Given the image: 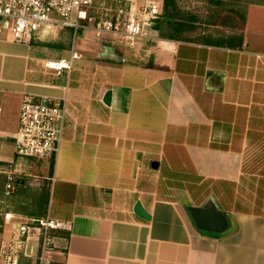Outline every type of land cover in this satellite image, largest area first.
<instances>
[{
    "label": "crops",
    "instance_id": "obj_1",
    "mask_svg": "<svg viewBox=\"0 0 264 264\" xmlns=\"http://www.w3.org/2000/svg\"><path fill=\"white\" fill-rule=\"evenodd\" d=\"M224 1L244 20L226 14L186 32L189 23L164 18L154 35L120 47V59L88 44L89 69L73 66L68 78L39 66L30 44L0 38V201L37 217L47 188L41 217L70 225L52 233L50 264H264V0ZM181 2L193 12L206 3ZM26 97H67L78 109L54 160L15 157ZM8 172L20 183L3 199ZM208 196L236 224L221 239L199 234L184 210ZM136 202L149 221L133 213ZM9 229L0 216V244ZM35 252L22 248L24 264Z\"/></svg>",
    "mask_w": 264,
    "mask_h": 264
},
{
    "label": "built area",
    "instance_id": "obj_2",
    "mask_svg": "<svg viewBox=\"0 0 264 264\" xmlns=\"http://www.w3.org/2000/svg\"><path fill=\"white\" fill-rule=\"evenodd\" d=\"M0 0V35L16 43L29 44L36 40L47 26H59L74 31L69 59L46 62L45 70L67 78L83 53L76 48L75 34L90 30L95 37L103 34L121 36L127 40L143 38L144 27H153L162 20L161 0ZM74 15V21L70 20ZM85 22V24H82ZM109 46L107 44H100ZM129 47H132L130 45ZM77 107L67 98L32 101L26 97L18 114V128L14 136V154L18 160L50 159L58 153L65 129L77 123ZM19 185L13 172L5 173L2 197L8 199ZM1 224L10 227L9 239L0 244V262L24 264L29 259L21 254L22 248L32 244L35 264H50L49 255L54 251L53 232L68 231L69 223L49 216L27 217L21 211L3 206L0 201Z\"/></svg>",
    "mask_w": 264,
    "mask_h": 264
},
{
    "label": "water",
    "instance_id": "obj_3",
    "mask_svg": "<svg viewBox=\"0 0 264 264\" xmlns=\"http://www.w3.org/2000/svg\"><path fill=\"white\" fill-rule=\"evenodd\" d=\"M161 25L159 23L153 25L152 30L160 31ZM88 42V41H86ZM90 49L87 50L91 54L106 59H120L122 52L120 47L98 45L96 43H89ZM78 49V45L76 44ZM111 91H106L102 97V102L105 106L110 105ZM152 168L156 169V163H152ZM185 212L194 227V229L204 237H214L221 239L226 235L232 233L236 224L231 215L224 213L213 196H208L199 206H185ZM133 213L144 221H149L150 216L143 209L140 202H136L133 207ZM28 244L27 248L32 247Z\"/></svg>",
    "mask_w": 264,
    "mask_h": 264
},
{
    "label": "trees",
    "instance_id": "obj_4",
    "mask_svg": "<svg viewBox=\"0 0 264 264\" xmlns=\"http://www.w3.org/2000/svg\"><path fill=\"white\" fill-rule=\"evenodd\" d=\"M107 2L105 0H98V3ZM206 4H210L211 8L207 10H200L198 11H190L186 9V7L182 4L181 0H161V6H162V14L161 18L166 19L170 18L172 20L180 21L181 23L178 24V29L183 27V22L189 23V27L186 28L187 31L196 30L202 26L205 27H211L215 26L217 23H219L223 16L226 14L234 15L239 20H244V15L241 14V11L239 10V4L234 1H224V0H205ZM185 7V9H184ZM65 30H62L59 32V40L55 42V46L58 47H64L70 45L72 43V29L69 28H63ZM181 34V32H180ZM31 43V42H30ZM89 43L88 42H82V44H78V49L87 47ZM79 46H82L79 47ZM82 51H85L82 49ZM20 183V181H19ZM47 188H42L41 195L39 200V209H38V215L37 217H41L43 213L45 212L46 203H47ZM36 201V199H34ZM42 203H43V209H42Z\"/></svg>",
    "mask_w": 264,
    "mask_h": 264
},
{
    "label": "rangeland",
    "instance_id": "obj_5",
    "mask_svg": "<svg viewBox=\"0 0 264 264\" xmlns=\"http://www.w3.org/2000/svg\"><path fill=\"white\" fill-rule=\"evenodd\" d=\"M139 3H143L144 0H138ZM200 10H207L211 8L210 4H199ZM185 7L187 6L184 5ZM184 7V9H185ZM71 21H74V15L70 17ZM82 24H85L83 22ZM65 30L59 26H47L44 31H41L40 36L29 43L30 53L37 59L39 66H43L46 62H57L62 59H69L70 48L69 45L64 47L55 46V42L59 40V32ZM74 33V31L72 30ZM156 32L151 27H144L142 34L146 37L154 35ZM76 44L80 45L82 42L88 41L89 43L107 44L109 46H119L122 48H128L130 45L136 44L139 39L127 40L121 36H114L112 34H103L100 38L95 37V33L90 30H80L75 34ZM0 38H6V35H0ZM73 38V35H72ZM142 41V40H139ZM82 48V46H79ZM85 57V56H84ZM90 61L81 59L77 61L74 66L85 65L84 69H89ZM47 162V161H44ZM10 234V229H9ZM25 247V246H24Z\"/></svg>",
    "mask_w": 264,
    "mask_h": 264
}]
</instances>
